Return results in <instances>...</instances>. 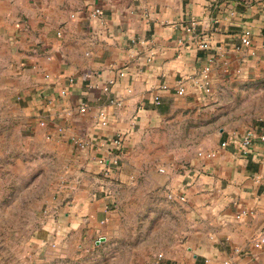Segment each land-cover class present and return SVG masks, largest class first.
<instances>
[{
    "label": "crops",
    "instance_id": "1",
    "mask_svg": "<svg viewBox=\"0 0 264 264\" xmlns=\"http://www.w3.org/2000/svg\"><path fill=\"white\" fill-rule=\"evenodd\" d=\"M18 3L9 39L23 107L69 152L71 189L58 203L65 234L111 226L123 183L136 177L132 152L145 133L164 134L171 117L199 109L235 83L264 90V0ZM96 7L102 14H93ZM246 31L250 46L242 45ZM207 66L210 91L200 85ZM259 115L246 130L211 133L186 169L172 175L174 194L187 201L188 231L182 248L154 264H264V112ZM249 131L254 138L245 146ZM200 150L218 153L203 158Z\"/></svg>",
    "mask_w": 264,
    "mask_h": 264
},
{
    "label": "rangeland",
    "instance_id": "2",
    "mask_svg": "<svg viewBox=\"0 0 264 264\" xmlns=\"http://www.w3.org/2000/svg\"><path fill=\"white\" fill-rule=\"evenodd\" d=\"M18 2L0 0V264H154L178 251L188 231L187 201L174 194L172 175L186 169L211 133L253 126L264 112V90L235 83L199 109L171 117L164 134L145 133L132 152L136 177L123 183L111 226L65 234L58 203L71 189L69 152L23 107L9 39ZM210 125L213 131H204ZM147 156L149 163L142 162Z\"/></svg>",
    "mask_w": 264,
    "mask_h": 264
},
{
    "label": "built area",
    "instance_id": "3",
    "mask_svg": "<svg viewBox=\"0 0 264 264\" xmlns=\"http://www.w3.org/2000/svg\"><path fill=\"white\" fill-rule=\"evenodd\" d=\"M94 15H100L102 14V8L101 7H96L95 10L93 11ZM73 16H75V14H73ZM252 44V38H251V32L250 31H246L245 34L242 36V45L243 46H250ZM210 72H211V67L207 66L204 71L203 74L201 76V82L200 85L203 88V90L205 91H210L211 89V78H210ZM107 89V88H105ZM85 106L83 105L81 107V109H84ZM254 138V133L252 131H249L245 137L243 138V144L245 146L250 145V143L253 141ZM121 142V138H115L113 140V143L116 146H119ZM227 142H223V146H226ZM217 150H200L198 152L199 156H202L203 158H213L217 155ZM102 162H104V160H102ZM117 162V160H115V163ZM112 170L109 167H107V169L104 171V176L106 178H110L111 174H112ZM101 185L103 186V188L105 190H108V185L106 182L101 183ZM113 191V190H112ZM261 241L264 247V230L261 232Z\"/></svg>",
    "mask_w": 264,
    "mask_h": 264
}]
</instances>
